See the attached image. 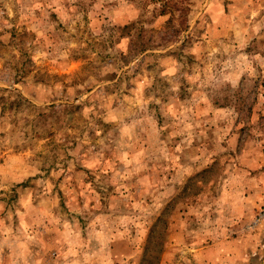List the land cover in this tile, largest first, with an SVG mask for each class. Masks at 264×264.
<instances>
[{"label":"rangeland","instance_id":"1","mask_svg":"<svg viewBox=\"0 0 264 264\" xmlns=\"http://www.w3.org/2000/svg\"><path fill=\"white\" fill-rule=\"evenodd\" d=\"M16 90L0 264H264V0H0Z\"/></svg>","mask_w":264,"mask_h":264},{"label":"trees","instance_id":"2","mask_svg":"<svg viewBox=\"0 0 264 264\" xmlns=\"http://www.w3.org/2000/svg\"><path fill=\"white\" fill-rule=\"evenodd\" d=\"M5 102L6 103H9L10 106H14V107H19L21 105H24V103H26L27 105L31 106V107H35L36 105L31 102L28 98H26L22 93H20L19 91H15L13 94H10L9 97L7 96H2L0 102ZM44 113L43 112H40L39 113V116H42ZM161 219V218H160ZM155 226H157V224H155ZM157 232L156 231H152V235L151 237L149 238V243H148V246H147V249L150 248V245L153 244L152 242H154L153 238H154V235L156 234Z\"/></svg>","mask_w":264,"mask_h":264}]
</instances>
